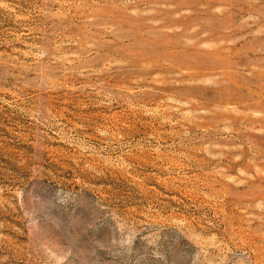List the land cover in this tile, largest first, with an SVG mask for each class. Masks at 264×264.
Masks as SVG:
<instances>
[{"label":"rangeland","instance_id":"rangeland-1","mask_svg":"<svg viewBox=\"0 0 264 264\" xmlns=\"http://www.w3.org/2000/svg\"><path fill=\"white\" fill-rule=\"evenodd\" d=\"M0 264H264V0H0Z\"/></svg>","mask_w":264,"mask_h":264}]
</instances>
